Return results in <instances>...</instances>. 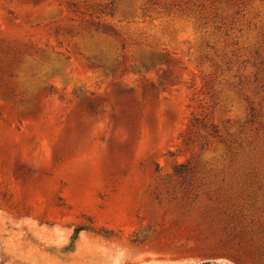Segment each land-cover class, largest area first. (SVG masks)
Instances as JSON below:
<instances>
[{"label": "rangeland", "instance_id": "374dc122", "mask_svg": "<svg viewBox=\"0 0 264 264\" xmlns=\"http://www.w3.org/2000/svg\"><path fill=\"white\" fill-rule=\"evenodd\" d=\"M0 264H264V0H0Z\"/></svg>", "mask_w": 264, "mask_h": 264}, {"label": "trees", "instance_id": "16d2710c", "mask_svg": "<svg viewBox=\"0 0 264 264\" xmlns=\"http://www.w3.org/2000/svg\"><path fill=\"white\" fill-rule=\"evenodd\" d=\"M182 167H183V165L176 166L175 169H174L175 172H176V173H179V172H180V169H181ZM81 229H83V228H80V227H79V228H76V229H75V232L77 233V232H78L79 230H81Z\"/></svg>", "mask_w": 264, "mask_h": 264}]
</instances>
